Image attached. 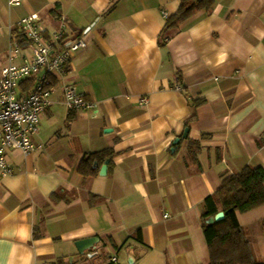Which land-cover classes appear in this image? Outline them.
Returning a JSON list of instances; mask_svg holds the SVG:
<instances>
[{"label":"crops","instance_id":"crops-1","mask_svg":"<svg viewBox=\"0 0 264 264\" xmlns=\"http://www.w3.org/2000/svg\"><path fill=\"white\" fill-rule=\"evenodd\" d=\"M9 1L0 72L12 29L37 14L47 33L85 42L62 79L94 106L67 114L57 85L33 137L41 149L6 152L0 264H208L202 202L223 177L264 170V0H215L168 30L183 0ZM104 150L97 176L78 174ZM237 221L263 262L264 206Z\"/></svg>","mask_w":264,"mask_h":264},{"label":"built area","instance_id":"built-area-1","mask_svg":"<svg viewBox=\"0 0 264 264\" xmlns=\"http://www.w3.org/2000/svg\"><path fill=\"white\" fill-rule=\"evenodd\" d=\"M21 2L10 0L8 4L19 6ZM39 23L37 14L19 21L18 29L26 45L11 42L8 64L0 72V174L3 177L13 172L6 162L7 151L30 155L41 149L33 143V137L38 133L40 116L51 105V95L57 85L61 88L67 114L88 111L94 106L62 79L71 57L86 47L85 42L82 39L63 41V32L47 33ZM110 261L117 262L115 257Z\"/></svg>","mask_w":264,"mask_h":264},{"label":"trees","instance_id":"trees-1","mask_svg":"<svg viewBox=\"0 0 264 264\" xmlns=\"http://www.w3.org/2000/svg\"><path fill=\"white\" fill-rule=\"evenodd\" d=\"M214 1L183 0L177 12L166 19L164 29L177 27L199 10L210 11ZM11 34L12 41L20 46L26 45V39L17 27L12 29ZM62 40L65 41L66 37L63 36ZM191 145L193 149L189 151V157L191 162H195L199 145L196 142H191ZM112 157L113 153L109 150L89 153L79 164L78 174L84 179L95 177L99 174L100 165ZM55 197L54 194L51 196L52 199ZM90 199L97 202L99 197L93 195ZM263 206L264 170L261 167L246 166L238 173L222 178L220 187L202 202L200 227L207 247L208 264H264V261L256 259L253 248L237 221V215ZM219 212L225 214L224 219L208 224L207 220ZM137 238L141 241L140 235Z\"/></svg>","mask_w":264,"mask_h":264},{"label":"water","instance_id":"water-1","mask_svg":"<svg viewBox=\"0 0 264 264\" xmlns=\"http://www.w3.org/2000/svg\"><path fill=\"white\" fill-rule=\"evenodd\" d=\"M185 132H187V130H185ZM178 141L179 139H176L173 145H175ZM108 162L109 161H106L105 165H107ZM101 170L102 172H104L106 170V167L102 168ZM224 216L225 214L223 212H219L213 218H209L207 220V223L212 224L213 222L221 221L224 219ZM94 242H97L96 238H88V239L80 240L75 242V248L78 253L82 254L84 251L88 250L94 244Z\"/></svg>","mask_w":264,"mask_h":264},{"label":"rangeland","instance_id":"rangeland-1","mask_svg":"<svg viewBox=\"0 0 264 264\" xmlns=\"http://www.w3.org/2000/svg\"><path fill=\"white\" fill-rule=\"evenodd\" d=\"M65 133V130L64 131H62L60 134H64ZM119 252V251H118ZM258 257H259V255H257ZM107 258H108V255L106 254V251L105 252H102L101 253V257H100V259H102V260H107ZM260 258V257H259ZM258 258V259H259ZM260 260V259H259ZM128 264H129V261L127 262Z\"/></svg>","mask_w":264,"mask_h":264}]
</instances>
